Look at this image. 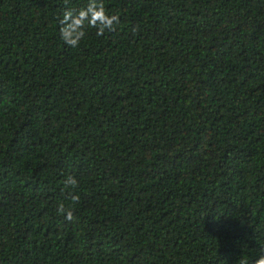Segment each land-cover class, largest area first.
Returning <instances> with one entry per match:
<instances>
[{
	"label": "trees",
	"instance_id": "obj_1",
	"mask_svg": "<svg viewBox=\"0 0 264 264\" xmlns=\"http://www.w3.org/2000/svg\"><path fill=\"white\" fill-rule=\"evenodd\" d=\"M104 2L73 49L87 0H0V264H255L264 0Z\"/></svg>",
	"mask_w": 264,
	"mask_h": 264
},
{
	"label": "clouds",
	"instance_id": "obj_2",
	"mask_svg": "<svg viewBox=\"0 0 264 264\" xmlns=\"http://www.w3.org/2000/svg\"><path fill=\"white\" fill-rule=\"evenodd\" d=\"M67 4V0H65ZM60 24V37L65 45L70 48H78L81 42L86 38L89 29L95 30L98 37L105 36L106 33L116 31L120 24L118 14H110L105 6L104 0H87V3L79 8H67L62 13ZM66 189L75 190L79 182L75 177L68 176L63 181ZM73 201L78 202L79 196L69 193ZM57 211L64 214L68 221L73 220V212L66 208L64 204L58 205ZM239 264H246V261H240ZM255 264H264V255L255 261Z\"/></svg>",
	"mask_w": 264,
	"mask_h": 264
}]
</instances>
